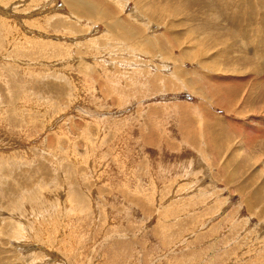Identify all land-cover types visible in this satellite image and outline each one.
<instances>
[{
	"label": "rangeland",
	"instance_id": "1",
	"mask_svg": "<svg viewBox=\"0 0 264 264\" xmlns=\"http://www.w3.org/2000/svg\"><path fill=\"white\" fill-rule=\"evenodd\" d=\"M79 1L0 0V264H264V0Z\"/></svg>",
	"mask_w": 264,
	"mask_h": 264
},
{
	"label": "bare ground",
	"instance_id": "2",
	"mask_svg": "<svg viewBox=\"0 0 264 264\" xmlns=\"http://www.w3.org/2000/svg\"><path fill=\"white\" fill-rule=\"evenodd\" d=\"M79 1V0H78ZM83 1V2H82ZM82 1H79V2H82V3H85V6H87V8L88 9H93V10H96V9H99V5H96V2L95 3H92L93 1L92 0H90V1H88L87 0V2L85 1V0H82ZM77 2V1H76ZM75 4V3H74ZM86 8V7H85ZM121 21V20H120ZM120 21H118V22H120ZM122 22V21H121ZM117 23V22H116ZM125 24H127V23H125ZM121 26V23H119V27ZM118 27V26H117ZM131 82V81H130ZM252 141V140H251Z\"/></svg>",
	"mask_w": 264,
	"mask_h": 264
}]
</instances>
